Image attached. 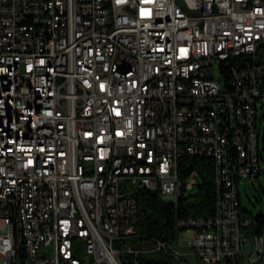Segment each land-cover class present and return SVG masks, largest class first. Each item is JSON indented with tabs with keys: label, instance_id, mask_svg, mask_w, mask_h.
<instances>
[{
	"label": "built area",
	"instance_id": "built-area-1",
	"mask_svg": "<svg viewBox=\"0 0 264 264\" xmlns=\"http://www.w3.org/2000/svg\"><path fill=\"white\" fill-rule=\"evenodd\" d=\"M260 99L264 0H0V264H150L159 249L238 261L254 221L239 182L262 170ZM3 106L55 135L25 145ZM188 155L214 159V213L179 217L176 242L139 237L133 192L187 195ZM263 250L253 235L250 262Z\"/></svg>",
	"mask_w": 264,
	"mask_h": 264
},
{
	"label": "trees",
	"instance_id": "trees-1",
	"mask_svg": "<svg viewBox=\"0 0 264 264\" xmlns=\"http://www.w3.org/2000/svg\"><path fill=\"white\" fill-rule=\"evenodd\" d=\"M184 167V168H183ZM191 170H197L198 181L194 189L177 201H167L160 191L138 190L133 195L138 204V232L141 238H156L162 241L176 242L182 228L178 225L179 217L185 215L209 216L215 211L217 184L214 174V159L208 155H188L181 159L180 171L186 175ZM242 217L253 218L248 228V238L255 234H264V213L253 215L246 207L241 206ZM141 258L150 264H193L187 259L176 260L163 249ZM238 261H224L227 264H239ZM216 262L215 264H221ZM256 264H264V250L261 259Z\"/></svg>",
	"mask_w": 264,
	"mask_h": 264
},
{
	"label": "rangeland",
	"instance_id": "rangeland-1",
	"mask_svg": "<svg viewBox=\"0 0 264 264\" xmlns=\"http://www.w3.org/2000/svg\"><path fill=\"white\" fill-rule=\"evenodd\" d=\"M258 125L261 127L260 130V140L259 147L261 152V160L260 165L262 167L261 173L255 177H243L239 182V189L242 198V205L246 207L253 215L264 213V100H258ZM199 178V176H197ZM188 238L184 239V244L186 243ZM252 239L248 238V241L245 244L243 255L244 258L239 261V264H256L250 262L249 260V252L251 249ZM153 247L156 249L158 245L155 241L152 242ZM152 254L154 256V252H149L144 255ZM190 262L193 264H215L214 261H208L204 259H199L196 257H190ZM258 262V261H257ZM221 264H227L226 262H222Z\"/></svg>",
	"mask_w": 264,
	"mask_h": 264
},
{
	"label": "bare ground",
	"instance_id": "bare-ground-1",
	"mask_svg": "<svg viewBox=\"0 0 264 264\" xmlns=\"http://www.w3.org/2000/svg\"><path fill=\"white\" fill-rule=\"evenodd\" d=\"M98 2H106V0H98ZM1 118H4L7 130H13L14 133H21V142L25 145H34L35 142L48 141L55 135V127L53 124H46L44 130H37L35 125H27V120L20 116V110L12 106H3L1 109ZM239 145V136H229V147H237ZM5 155L15 154V146H5ZM6 166V159H1L0 153V169ZM15 225H22V216L14 215Z\"/></svg>",
	"mask_w": 264,
	"mask_h": 264
},
{
	"label": "crops",
	"instance_id": "crops-1",
	"mask_svg": "<svg viewBox=\"0 0 264 264\" xmlns=\"http://www.w3.org/2000/svg\"><path fill=\"white\" fill-rule=\"evenodd\" d=\"M260 130H261V127H260ZM260 133V132H259Z\"/></svg>",
	"mask_w": 264,
	"mask_h": 264
}]
</instances>
